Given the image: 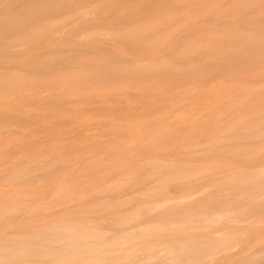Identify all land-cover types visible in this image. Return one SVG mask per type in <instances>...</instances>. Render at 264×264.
<instances>
[{"label":"rangeland","instance_id":"rangeland-1","mask_svg":"<svg viewBox=\"0 0 264 264\" xmlns=\"http://www.w3.org/2000/svg\"><path fill=\"white\" fill-rule=\"evenodd\" d=\"M139 1L97 0L92 3L94 10L92 13L79 20H73L55 35L63 41L67 40L70 29L87 22L85 20L87 18H94L96 20L94 28H97L101 23L106 22L105 12L100 10L102 5H105L107 9L111 8L114 3L120 8H130ZM206 1L194 2L193 6L207 5ZM218 1L222 2V0ZM210 2L217 4L216 0ZM229 5V2L219 3L222 9ZM250 12L254 13V10ZM62 17L60 14H54L47 19L58 22ZM226 28L231 29L229 26ZM253 29L248 25L247 31ZM14 36L15 34L9 31L4 32L0 36V45L6 40L13 39L8 37ZM227 45L232 50L228 54H221L220 46L215 42L213 48L208 49L209 51L203 56H194L186 61L178 59L174 61L181 71L194 65L205 68L209 73L202 78L185 79L170 84L171 82L168 81L177 78L172 72H166L156 76L155 79L149 78L148 80L142 76L144 74L118 75L115 81L102 80L94 86L105 87L106 90L95 88L92 93L88 86L78 87L80 95L83 96L80 98L83 101H78V104L85 101L91 102L92 105H100L104 101L97 93L110 94L115 96L113 102L119 105V111L111 108L105 109L93 116L96 120L93 122L88 120L84 105H81L83 107L79 108L81 110L78 113L73 111L76 107L69 106L64 110H60L61 107L53 108L55 111L51 110L50 113L61 120L60 130L47 133L42 131L40 137L26 134L22 127L7 121L6 114L26 119L28 118L27 109L18 106L20 101L37 97V95H41L44 101L50 100L52 93L62 100L68 99L69 93L59 89L58 85H53L52 88L42 86V88L30 90L11 89L12 86L3 83L8 75L33 74L34 71L19 67L16 61H0V82L3 83L0 84V207L3 211H7L5 208L11 204L14 212L8 219L4 215L0 217V242L9 244L15 242L16 237L25 228L24 225L28 223L37 224L42 228L66 220L90 227L91 230L100 232L111 240L121 235L132 239L128 244L129 247L116 254L117 258L122 259L125 251L132 250L134 261H130L136 264H146L148 255L145 250L147 244L144 241L147 239H153V242L161 248L171 243L173 239L184 235L185 229L198 234L214 231L219 235L224 233L229 236L232 235L234 228L238 229L241 226H244V229L246 227L247 230L250 229L247 228V226L250 227L249 225L264 230V219L252 216L237 218L235 215L230 218L224 217L209 227H204L202 226L204 218L211 214L212 217L220 215L221 212L217 210L207 213L200 209V204L206 202L212 195L221 197L243 195L240 199L244 208L252 207L255 202H264V194H261L264 191L263 184L260 187L239 179H232L233 176L244 177L249 173H256L260 176L264 172V156H261L259 161L250 163L240 158L241 161L233 164L234 166H225L221 173H219V168L210 169V172L208 170L203 173L199 172L184 179H179L174 170L168 168L170 166L160 168L152 174V166L145 164L149 155L153 154L167 160H177L183 165L176 166L178 170L204 167L184 166L189 161L194 163L203 161L202 156L206 152L197 151L200 149H197L195 144L201 143V146H198L200 148L209 147L207 143L213 141L217 135L228 134L229 130L226 127L229 122L235 119L238 113L249 111L250 105H245V102L249 99L250 91L264 96V55L247 46ZM26 49L28 45L25 44L17 45L14 49L0 47V59ZM125 61V59L122 60V62ZM137 61L146 63L148 58H140ZM130 63L134 62L130 61ZM184 63H188L187 68ZM58 70L56 74L59 75L65 72L64 68ZM74 70L75 66H72V71ZM42 74L52 76L53 72L48 74L42 72ZM165 84H169L170 87H164ZM204 95L211 97L210 102L206 104L202 102L201 98ZM136 97H145L146 100L140 102L136 100ZM255 107L261 113L256 117L251 116L256 120L264 114V105L260 103ZM125 110L127 114L124 113ZM190 112H195L193 118L198 119L184 124L181 116ZM65 115L73 116L72 118L83 123V129L80 131L75 124L65 122L63 120ZM204 122L210 123L212 129L195 135V124ZM115 124L126 128L122 135L108 134ZM170 125L180 128L179 138H175L174 132L168 131L173 130ZM31 127L34 128L37 125L32 124ZM157 129H159L158 132L161 131L158 137L154 133ZM216 131L219 133H215ZM109 138H112L110 141L115 142L123 139L125 144L119 143L113 150L104 149L76 156L72 162L55 166V171L49 175L34 176L38 178V181L11 176V169L15 165L27 163L31 158H36V155L41 158L47 157L51 144L59 146L58 150H61L63 147L60 144L65 145L70 142L90 144L106 141ZM149 141L154 144V148L145 149L140 146V142ZM19 143L32 146L30 148L34 152H28L24 147H15V144ZM246 143L259 146L264 143V136L246 140ZM186 151L189 153L184 154L183 152ZM96 159L103 161L99 162V166L91 167V165L88 170L89 165L93 164L92 160ZM124 159L127 160V164L122 163ZM256 163L261 165L257 166ZM108 164L112 166H105ZM103 168L107 170L101 175ZM90 170L92 173L89 178L79 179L83 176L80 174L89 173ZM239 171L243 173L240 174ZM76 177L78 180L73 181ZM242 187H245L246 191L240 189ZM44 190H50V195L43 198V202L35 201L36 195L32 194ZM3 200L6 201L2 203ZM17 202L23 204L15 208L14 205ZM231 209L230 211L235 214L236 208L231 207ZM185 210H191V213L182 217ZM183 219H186V222L181 225L179 221ZM144 230H155L156 232L148 237H141V232ZM255 239L251 238L246 242L243 236L238 237L228 250L231 256H234L231 258L232 261L233 258L237 260L241 258V255H246L248 251L252 249L254 251L255 248L260 247L258 239ZM65 246L62 245V249H66ZM223 251L215 255L211 260L212 264L232 263L231 259H228L231 256L227 258L228 251ZM155 253L158 257L164 255L160 249H156ZM86 255L91 256L89 253ZM155 259L150 260L149 264L156 261ZM35 260L37 258H29V262ZM45 260L49 262L50 258H45ZM24 261L26 260L16 259L14 262ZM8 263L7 259L0 261V264ZM122 263H127V260L114 262V264Z\"/></svg>","mask_w":264,"mask_h":264},{"label":"bare ground","instance_id":"bare-ground-1","mask_svg":"<svg viewBox=\"0 0 264 264\" xmlns=\"http://www.w3.org/2000/svg\"><path fill=\"white\" fill-rule=\"evenodd\" d=\"M95 1L97 0H0V36L7 31L15 34L14 37H8L13 39L4 41L0 47L14 49L17 45H28V49L16 51L12 53L13 55L1 58L0 61H16L19 67L34 71L33 74H10L3 83L12 86L11 89L21 90L42 88V86L52 88L53 85H58L59 89L69 93V98L62 100L52 93L50 100L44 101L41 95H37V97L20 101L18 106L27 109L28 118L26 119L6 114L7 121L22 127L26 134L40 137L42 131L47 133L60 130L61 120L50 113L54 110L53 108L61 107L60 110H64L71 106L76 107L73 111L78 113L81 110L79 108L83 107L81 105H84L88 120L93 122H96L93 116L105 109L111 108L119 111V105L113 102L115 96L110 94L97 93L104 101L100 105H92L91 102L85 101L78 104V101H83L80 99L83 96L80 95L78 87L88 86L92 93L95 88L106 90L105 87L94 86L102 80L115 81L118 75L144 74L142 76L148 80L149 78L155 79L160 74L172 72L177 78L168 81L171 82L170 84L185 79L202 78L209 73L205 68L194 64L195 67L187 68L188 63H184L187 69L181 71L174 61L177 59L186 61L194 56H203L213 48L215 42L220 46L221 54H228L232 51L227 45L229 44L239 47L247 46L264 55V0H222V2L216 0L218 5L210 2L214 0H207V5L200 7H194L193 3L203 0H140L130 8H120L114 3L111 8L107 9L105 5H102L100 10L105 12L106 22L101 23L97 28H94L96 20L87 18L85 19L87 22L70 29L67 40L63 41L55 35L73 20H79L92 13L94 11L92 3ZM226 2L230 5L224 9L219 7V3ZM251 10H254V13H251ZM54 14H60L63 17L58 22L47 19ZM45 19L47 20L44 22ZM248 25L254 29L247 31ZM227 26L231 29L226 28ZM144 57L148 58L146 63L137 61ZM124 59L126 61L122 62ZM72 66H75L74 71H72ZM60 68H64L65 72L60 73L61 75L56 74ZM42 72L47 74L53 72V75L45 76ZM3 83L0 82V84ZM164 87L169 88L170 85L165 84ZM210 98L204 95L201 100L206 104L210 102ZM136 100L143 102L146 98L136 97ZM260 103L264 105V96L250 91L249 99L245 102V105H250L249 111L238 113L235 119L229 122L226 127L229 130L228 134L217 135L213 141L207 143L209 147L200 148L198 146H201V143L195 144L197 149H200L197 151L206 152L202 156L203 161L201 163L189 161L184 166L204 167L178 170L176 166L183 165L177 160H167L153 154L149 155L145 164L152 166V174L160 168L170 166L168 168L174 170L179 179H184L199 172L203 173L207 170L210 172V169L219 168V173H221L225 166H234L233 164L241 161L240 158L249 163L259 161V158L264 156V143L253 146L247 144L246 140L264 136V114L256 120L251 117L261 114L255 107ZM124 113L127 114L126 110ZM194 113L190 112L181 116L184 124L198 119L193 118ZM72 117L65 115L63 120L75 124V127L81 131L84 124ZM32 124H36L37 127L32 128ZM170 126L173 130L168 131L174 132L175 138H179L180 128ZM125 129L124 126L115 124L108 134L122 135ZM207 129H212L210 123H196L195 135L204 133ZM158 130L154 132L156 136L161 134ZM110 140L112 138L90 144L73 142L60 144L63 147L61 150H58L59 146L51 144L50 151H48L50 157L41 158L36 155V158H31L27 163L17 164L11 169V176L38 181V178L34 176L49 175L55 171V166L72 162L76 156L104 149L113 150L119 143L125 144L123 139L117 142ZM11 146L13 147V144ZM140 146L145 149L154 148V144L150 141L140 142ZM15 147H24L26 151L34 152L30 148L32 146L27 144L19 143L15 144ZM147 151L154 152L155 150ZM100 161L103 160H92L93 164L89 165L88 170L93 166H99ZM122 163L127 164V160H122ZM256 165L261 164L256 163ZM105 166H112V164ZM106 170L103 168L101 175ZM91 173V170L89 173H82L80 175L83 176L79 179H87ZM239 173L243 172L239 171ZM257 175L249 173L244 177L233 176L232 179H239L261 187L262 184L264 185V172L260 176ZM75 180H78V177L73 181ZM240 189L246 191L245 187ZM261 194H264V191ZM32 195H36L35 201L43 202V198L50 195V190L34 192ZM242 196L239 194L232 197L210 196L206 202L200 204V209L207 213L219 210L221 214L213 217L211 214L204 218L202 226L209 227L224 217L230 218L234 215L237 218L252 216L264 219V202H255L252 207L244 208L240 199ZM5 201L3 200L2 203ZM22 204V202H17L14 206L16 208ZM231 207L236 208L235 214L230 211ZM5 209L7 211H3L0 207V217L1 215H4L6 219L12 217L13 205L10 204ZM190 213L191 210H185L182 217ZM179 222L182 225L186 219ZM24 226L25 228L16 237L15 242L10 244L0 242V253L4 254H0V261L7 259L8 264H114L116 261L127 260V263L122 264H136L132 262L134 261L132 250L125 251L122 259L116 256L119 251L129 247L128 244L132 241L124 235L111 240L106 235L91 230L90 227L66 220L42 228L31 223ZM249 226H247L249 230L246 227L244 229V226L234 228L230 236L224 233L219 235L214 231L198 234L185 229L184 235L173 239L171 243L161 248L153 242V239H147L144 241L147 244L145 250L148 255L146 264L158 257L155 253L156 249H160L164 255L155 259L156 261L152 264H210L217 253L223 250L227 252L240 236H243L246 242L251 238L258 239L261 247L264 244V238H262L264 230ZM94 228L97 227L94 226ZM155 232V230H144L141 232V237H148ZM62 245H66V249H62ZM260 247L255 248L256 251L255 249L248 251L246 255H241V258L237 260L233 258V261L231 258L234 256H231L228 251L227 258L231 256L228 258L231 259V264H264V246ZM86 253L91 256H87ZM30 257L37 258V260L29 262ZM45 258H50V261H46ZM16 259L26 261L14 262Z\"/></svg>","mask_w":264,"mask_h":264}]
</instances>
